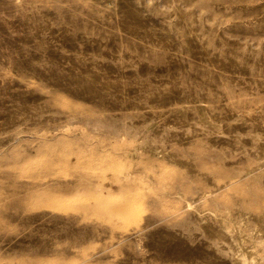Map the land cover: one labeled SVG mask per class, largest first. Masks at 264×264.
I'll return each instance as SVG.
<instances>
[{
	"label": "rangeland",
	"instance_id": "obj_1",
	"mask_svg": "<svg viewBox=\"0 0 264 264\" xmlns=\"http://www.w3.org/2000/svg\"><path fill=\"white\" fill-rule=\"evenodd\" d=\"M0 264H264V0H0Z\"/></svg>",
	"mask_w": 264,
	"mask_h": 264
}]
</instances>
